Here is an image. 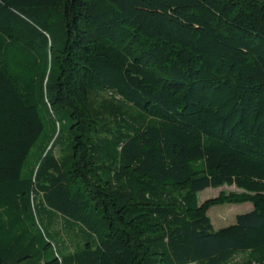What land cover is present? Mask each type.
Returning a JSON list of instances; mask_svg holds the SVG:
<instances>
[{
	"label": "trees",
	"instance_id": "trees-1",
	"mask_svg": "<svg viewBox=\"0 0 264 264\" xmlns=\"http://www.w3.org/2000/svg\"><path fill=\"white\" fill-rule=\"evenodd\" d=\"M0 264H264V0H0Z\"/></svg>",
	"mask_w": 264,
	"mask_h": 264
},
{
	"label": "rangeland",
	"instance_id": "rangeland-1",
	"mask_svg": "<svg viewBox=\"0 0 264 264\" xmlns=\"http://www.w3.org/2000/svg\"><path fill=\"white\" fill-rule=\"evenodd\" d=\"M237 191L235 187H222L219 189L209 188L199 194L200 203H204L209 199L218 197L222 192ZM254 209L253 204H224L212 207L208 216L212 220V224L215 230L235 224L236 218L239 215H243L251 212Z\"/></svg>",
	"mask_w": 264,
	"mask_h": 264
}]
</instances>
